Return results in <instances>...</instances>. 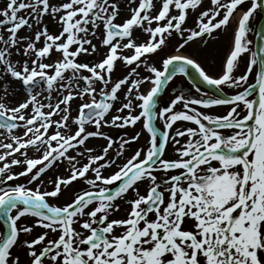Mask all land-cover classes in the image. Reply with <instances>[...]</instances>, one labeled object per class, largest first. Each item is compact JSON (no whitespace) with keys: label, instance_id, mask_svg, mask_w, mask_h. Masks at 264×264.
Masks as SVG:
<instances>
[{"label":"snow or ice","instance_id":"1","mask_svg":"<svg viewBox=\"0 0 264 264\" xmlns=\"http://www.w3.org/2000/svg\"><path fill=\"white\" fill-rule=\"evenodd\" d=\"M198 8L195 27H186ZM257 17L264 19V0H126L125 7L121 0H3L0 264H264V26ZM233 19L218 77L185 55L163 58L162 70L148 63L170 38L182 41L180 52ZM136 29L147 37L140 43ZM93 54L102 58L78 59ZM117 61L128 71L113 80ZM189 67L193 81L218 95L204 98L193 83L200 98L176 94L161 107L165 86ZM217 106L224 112L210 114ZM138 122L141 131L129 135ZM112 130L122 132L119 140ZM141 132L146 145L126 156ZM65 161L66 176L48 177ZM74 181L87 188L61 206L49 203ZM118 201L126 217L110 219ZM36 227L44 231L20 239Z\"/></svg>","mask_w":264,"mask_h":264},{"label":"rangeland","instance_id":"2","mask_svg":"<svg viewBox=\"0 0 264 264\" xmlns=\"http://www.w3.org/2000/svg\"><path fill=\"white\" fill-rule=\"evenodd\" d=\"M208 3L209 2H206L204 4H208ZM125 6H126V0H121V7H125ZM0 7H3V0H0ZM198 9L196 10V12H190L189 16L196 18V15L200 11ZM122 15H126V13H122ZM257 19L259 20V17H257ZM116 22L119 23L121 21L118 19ZM45 23L47 24L48 30H49L50 33L58 34V25L56 24L55 21H52L50 18H45ZM185 26L189 27V28H194L195 27V23L193 22L191 25H188L186 23ZM229 27L231 29H233L235 27V19H233L232 23L229 24ZM230 28H228V29H230ZM225 31H227V30H225ZM225 31H223L221 33V35L217 34L216 36H214V38L205 39L201 43H199V42H195V43L194 42H190V44L186 45L185 48L180 50V53H184L185 54V53L188 52L187 55H190V56L195 57V58H199L201 60V62H202L201 64L205 68V70L207 72H209V74H211L212 76H217L221 72L222 60H223V57H224L225 53L227 52V50L229 48V44H230L229 42H230L231 34L229 36H227L226 38L222 37V35H224ZM28 34L29 33L26 32L25 30H21L19 32L20 36H24V35H28ZM139 34H140V30L136 29L135 32H134V35H139ZM254 35H255L254 33L250 32L248 34V38L254 41ZM146 38H147L146 35H139V39H137L136 42L140 43L143 40H145ZM181 42L182 41L179 39V37L170 38L168 46H167V50L170 51V52L179 53V52L175 51V48ZM93 43H97V41L94 40ZM40 46H41L40 44H37V47H40ZM104 51H106V49H100L101 53H103ZM123 54L124 55H130L131 52L129 50H126ZM101 58H102V55H97V54H93L92 56L78 57L80 62H96V61L100 60ZM12 59L15 62L16 57H13ZM244 59H246V60L248 59V54H245L241 58V66H243L244 62L246 61ZM153 60H155V56L154 55H150L149 59H148V63L154 65ZM127 71H128V68H126L122 64V62L117 61L116 62L115 71L112 73L113 80H116L118 78H122L127 73ZM140 71H141V75H147V73L143 71V66H141ZM237 74H239V73H237ZM13 87L16 88L17 92L20 91L18 86L13 85ZM97 87H99V85ZM3 94L4 93L2 91V86H0V95H3ZM121 95H122V93H121ZM9 102H11V100ZM73 108L75 109V104L73 105ZM210 111H211L210 114H215L218 110H210ZM72 115L73 116L76 115V111L75 110L72 111ZM58 118L59 117H53V119H58ZM105 131H108V130L105 129ZM116 133H119V132L117 130H112L111 131V135L113 137L115 136ZM20 134H22V133H20ZM0 137H1L0 140L4 139L3 136H0ZM5 142H7V141H5ZM94 143L103 144L105 142L104 141H94ZM117 147H118V145H117ZM0 151H2V150H0ZM70 153H71V150H70ZM111 153H112L111 155H114V151L111 152ZM171 153L172 152H170V154ZM72 154H74V153H72ZM34 155H36V154L35 153H31L28 150V156L29 157H33ZM119 162L120 161H118V163ZM67 167H68L67 161H65L64 165L61 168L56 169L55 172L49 171L48 177H53L55 174H59L61 176H66L68 174L67 171L65 170ZM19 170H20V168H18V167H14L13 168L14 172H17ZM105 174H107V173H105ZM23 182H25V180H24V178H21L20 180L11 181L10 183L17 184V183H23ZM80 183H82V182L74 181L73 184L70 185L69 188L67 190H65L63 192V194L58 199L50 198L49 199V203H51V204H53L55 206H61V205H63L66 202H70V200L72 199L74 194H77V193H79V191L87 188V185L81 186ZM48 187L50 189L51 185H49ZM118 202L121 203L122 201H118ZM126 207L122 206L120 212L116 213L113 217H110V219L126 217V211H125ZM32 220H34V218L33 219L29 218V220L25 221V223L30 224ZM2 230L3 229H2V227L0 225V231H2ZM43 231H44L43 229H41L39 227H36V228H34V230H33V232L31 234H22L20 239L21 240H24V239L31 240V239L37 237ZM118 231L119 230H117V232ZM49 238H52L51 234H50L49 237H46V239H49ZM37 247H39V246H37Z\"/></svg>","mask_w":264,"mask_h":264},{"label":"flooded vegetation","instance_id":"3","mask_svg":"<svg viewBox=\"0 0 264 264\" xmlns=\"http://www.w3.org/2000/svg\"><path fill=\"white\" fill-rule=\"evenodd\" d=\"M176 82H178V83H180L181 84V86H186V84L183 82V80H177ZM183 82V83H182ZM177 93L175 92V88L174 89H171L170 88V90H168L166 93H165V95H166V97L167 98H169V99H171V98H174V96L176 95ZM180 122H178V124H179ZM185 123V122H184ZM155 124H156V126H158V127H161V123H160V121H155ZM186 126V125H185ZM175 127V126H174ZM138 130V126H135V128L134 129H129L128 130V132H129V135H131V134H133V132L134 131H137ZM133 146V145H132ZM139 147H141L140 145H134L132 148H130L129 146L127 147V150H126V153H125V155L126 156H130L131 154H133L134 153V151H135V149L136 148H139ZM139 191L141 192V194H145V189L143 188V187H141L140 189H139Z\"/></svg>","mask_w":264,"mask_h":264},{"label":"bare ground","instance_id":"4","mask_svg":"<svg viewBox=\"0 0 264 264\" xmlns=\"http://www.w3.org/2000/svg\"><path fill=\"white\" fill-rule=\"evenodd\" d=\"M175 55H180V54H175ZM187 78L190 80V81H193L192 80V75L191 76H187ZM1 138V137H0ZM31 152H33L32 150H30Z\"/></svg>","mask_w":264,"mask_h":264}]
</instances>
